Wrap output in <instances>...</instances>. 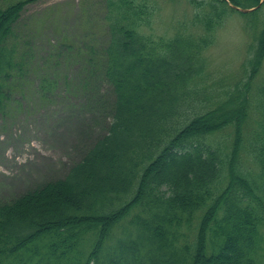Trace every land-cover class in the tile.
Here are the masks:
<instances>
[{
  "label": "trees",
  "instance_id": "trees-1",
  "mask_svg": "<svg viewBox=\"0 0 264 264\" xmlns=\"http://www.w3.org/2000/svg\"><path fill=\"white\" fill-rule=\"evenodd\" d=\"M31 1L0 6V107ZM185 1L190 16L167 36L153 28L161 0H102L107 41L77 49L73 78L104 133L63 177L0 202V264H264V82L251 93L264 0ZM233 13L259 29L241 78L220 90L206 83L205 53Z\"/></svg>",
  "mask_w": 264,
  "mask_h": 264
},
{
  "label": "rangeland",
  "instance_id": "rangeland-1",
  "mask_svg": "<svg viewBox=\"0 0 264 264\" xmlns=\"http://www.w3.org/2000/svg\"><path fill=\"white\" fill-rule=\"evenodd\" d=\"M16 1L0 0V6ZM159 7L154 33L167 36L173 33L176 22L192 11L185 0H161ZM103 13L102 0H32L22 11L11 40L16 44L17 58H22L21 67L13 73L0 107V202L63 177L103 135L107 118L93 108H81L80 86L73 78L80 72L74 60L77 49L86 51L83 45L99 47L107 41ZM258 29L237 13L225 20L205 53L208 85L222 90L241 78L247 49ZM52 50L64 56L74 50V57L59 63L53 59L49 64L41 62ZM263 82L264 59L251 83L254 97ZM96 85L102 87L101 102L108 103L107 85L99 80ZM255 107L253 98L245 134L256 127Z\"/></svg>",
  "mask_w": 264,
  "mask_h": 264
},
{
  "label": "water",
  "instance_id": "water-1",
  "mask_svg": "<svg viewBox=\"0 0 264 264\" xmlns=\"http://www.w3.org/2000/svg\"><path fill=\"white\" fill-rule=\"evenodd\" d=\"M233 9H235V10H237V11H239V12H244V13H246V12H248V11H251V10H253V9H240V8H235V7H232Z\"/></svg>",
  "mask_w": 264,
  "mask_h": 264
}]
</instances>
